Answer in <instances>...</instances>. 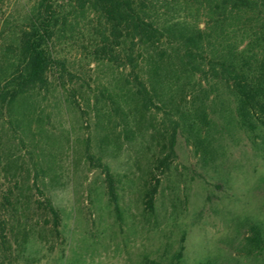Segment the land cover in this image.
I'll list each match as a JSON object with an SVG mask.
<instances>
[{
	"label": "rangeland",
	"instance_id": "1",
	"mask_svg": "<svg viewBox=\"0 0 264 264\" xmlns=\"http://www.w3.org/2000/svg\"><path fill=\"white\" fill-rule=\"evenodd\" d=\"M31 2L4 0L0 15L21 14ZM77 21L73 35L55 46L66 60L64 88L51 85L38 98L35 116L42 117V134L36 137L34 160L29 159V146H18V163L30 170L20 174V190L0 165V202L7 189L16 196L20 191L31 195L23 220L33 225L24 252L19 257L5 254L0 264H144L145 258L168 263L180 245L182 264L207 258L212 264H264V254L247 259L237 253L247 222L264 225V133L253 143V137L239 130L231 119L232 102L220 90L213 95L223 104L209 115L199 141L187 142L180 127L174 156L160 166L170 133L165 111L153 108L141 117L117 97L120 110H112L106 96L121 94L124 79L133 78L130 67L116 69L90 60L91 18ZM194 82L188 83L185 100L189 111L201 93ZM32 130L36 133V124ZM3 141L5 150L16 145L5 137ZM87 146L109 167L118 211L108 200L104 175L85 158ZM34 162L50 166L43 179H34ZM152 187L156 192L148 208L145 193ZM40 192L60 212L58 236L41 227L43 218L36 209Z\"/></svg>",
	"mask_w": 264,
	"mask_h": 264
},
{
	"label": "trees",
	"instance_id": "2",
	"mask_svg": "<svg viewBox=\"0 0 264 264\" xmlns=\"http://www.w3.org/2000/svg\"><path fill=\"white\" fill-rule=\"evenodd\" d=\"M86 17L91 18L90 60L116 69L129 66L128 75L133 77L131 81L124 79L121 94L108 92L112 110H120L114 99L117 97L141 117L153 108L165 111L170 133L167 146L163 145L168 153L158 161L160 166H167L174 156L176 130L180 127L187 142L191 138L199 141L197 137L208 125L209 115L223 104L213 95L220 90L232 102L231 119L239 130L253 137V143L260 132L264 133V0H32L21 14L0 15V165H4L16 190H20V174L30 172L18 163V146H29L27 153L33 161L38 148L36 137L42 134V117L35 116L38 98L51 85L64 88L66 60L57 55L55 46L73 35L78 18ZM190 80L201 93L196 96L197 106L191 105L189 111L185 100ZM4 137L7 142L16 141L15 146L11 144L12 150L4 149ZM85 158L104 175L108 200L118 211L108 165L88 146ZM32 164L35 180L38 176L43 179L51 169ZM21 192L16 196L7 189L1 197L0 260L5 254L19 257L29 244L33 225L23 218L32 196ZM155 192L156 187H152L145 193L148 208ZM40 195L36 209L43 218L41 227L58 236L60 212L50 196ZM239 247L237 253L247 259L262 256L264 225L247 222ZM183 250L180 245L168 263L145 258L144 264H182ZM198 264L212 261L207 258Z\"/></svg>",
	"mask_w": 264,
	"mask_h": 264
}]
</instances>
